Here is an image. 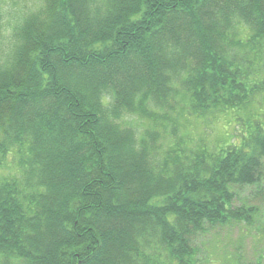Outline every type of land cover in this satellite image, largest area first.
<instances>
[{
	"label": "trees",
	"instance_id": "trees-1",
	"mask_svg": "<svg viewBox=\"0 0 264 264\" xmlns=\"http://www.w3.org/2000/svg\"><path fill=\"white\" fill-rule=\"evenodd\" d=\"M3 19L0 0V169L19 172L0 182V264H264L205 249L230 228L264 240L237 191L263 183L261 117L172 160L164 125L126 127L177 97L198 119L251 115L264 0H41L7 44Z\"/></svg>",
	"mask_w": 264,
	"mask_h": 264
},
{
	"label": "rangeland",
	"instance_id": "rangeland-1",
	"mask_svg": "<svg viewBox=\"0 0 264 264\" xmlns=\"http://www.w3.org/2000/svg\"><path fill=\"white\" fill-rule=\"evenodd\" d=\"M40 1L3 0V37L6 40V44L8 38L14 32L13 28L24 17V13L27 10L38 9ZM250 57L251 59L254 58V56ZM259 68L260 72L252 74L251 79L256 83L262 82L261 93L252 101L253 104L249 106L251 115L244 117V120H237V117L241 115L240 112L231 113L230 111L228 113H210L204 119L194 118L188 114L182 97H177L171 103L172 106L175 105L174 109L169 107L162 110L150 123H142L137 119L133 121L126 120V127L133 130V132L136 130L140 136L143 134L144 128H148L150 125H156L159 129L164 125L162 137L169 138V141L160 149L158 155L160 160L163 157H166L167 160H172L174 155H165L171 153L178 142L183 144L180 150L189 151L203 146L213 148L218 144L231 142V138L236 140L240 136V131L245 130L249 122L253 120L259 121L258 118L260 117L264 121V64L257 66V69ZM161 141L162 138L159 143ZM15 162V160H8L7 164L2 167L3 169H0V182L4 177L19 175ZM262 178L263 183L260 189L256 187H240L237 190L239 198L247 199L248 203L264 208V173ZM210 235L205 249L210 253H214L213 255L219 260L224 256H233V253L241 250L239 253L243 254L244 260L252 263L256 258L257 249L264 248V240L257 235L256 231L244 233L240 229L230 228L215 231Z\"/></svg>",
	"mask_w": 264,
	"mask_h": 264
}]
</instances>
